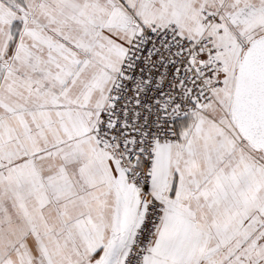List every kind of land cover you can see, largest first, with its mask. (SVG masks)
I'll return each mask as SVG.
<instances>
[{"label": "snow or ice", "instance_id": "obj_1", "mask_svg": "<svg viewBox=\"0 0 264 264\" xmlns=\"http://www.w3.org/2000/svg\"><path fill=\"white\" fill-rule=\"evenodd\" d=\"M0 264H264V0H0Z\"/></svg>", "mask_w": 264, "mask_h": 264}]
</instances>
